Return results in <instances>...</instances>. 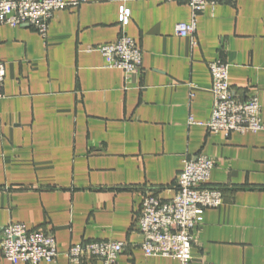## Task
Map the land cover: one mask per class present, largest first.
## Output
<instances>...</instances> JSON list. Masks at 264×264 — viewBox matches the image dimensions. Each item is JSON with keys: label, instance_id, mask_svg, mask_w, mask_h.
Listing matches in <instances>:
<instances>
[{"label": "crops", "instance_id": "1", "mask_svg": "<svg viewBox=\"0 0 264 264\" xmlns=\"http://www.w3.org/2000/svg\"><path fill=\"white\" fill-rule=\"evenodd\" d=\"M66 1L80 3L57 11L45 38L0 28V264H12L1 246L11 222L53 232L55 264H76L69 247L97 240L125 243L121 264H180L145 255L138 215L146 195L174 197L184 159L199 154L216 161L209 185L224 201L204 212L191 264H264V130L226 137L189 124L211 117L218 58L239 98L259 97L264 122V0L208 6L189 37L175 31L191 20L186 0ZM122 4L139 72L88 51L119 39Z\"/></svg>", "mask_w": 264, "mask_h": 264}, {"label": "built area", "instance_id": "2", "mask_svg": "<svg viewBox=\"0 0 264 264\" xmlns=\"http://www.w3.org/2000/svg\"><path fill=\"white\" fill-rule=\"evenodd\" d=\"M86 0H81L85 2ZM191 7L189 22L176 25L180 37L194 36L199 15L208 7L227 0H186ZM66 0H0V28L3 25L18 27L27 24L42 37H47L49 24L57 11L79 5ZM131 9L122 4L119 24L122 34L114 43L89 47L99 51L110 68L127 73L139 72L143 65V51L135 39L128 36L125 27L131 20ZM195 44L197 42H194ZM213 84V109L205 122H196L192 116L189 124H200L211 132H221L226 137L237 132L256 133L264 130L261 103L258 96L239 98L229 83V64L222 58L209 63ZM5 63L0 60V99L4 96ZM216 161L204 154L184 159V166L175 185V195L163 199L156 193L144 198L138 215V225L144 241L142 249L148 257H171L180 264L192 263L195 232L203 221L207 209L223 204L221 188L209 185ZM3 256L12 264H55L59 255L56 237L44 229H29L24 223L11 222L3 229L1 240ZM125 243L97 240L73 244L67 250L71 263L81 264L85 259H100L103 264H121L119 257Z\"/></svg>", "mask_w": 264, "mask_h": 264}]
</instances>
